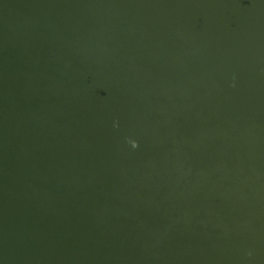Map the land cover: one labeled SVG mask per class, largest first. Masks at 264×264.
I'll return each instance as SVG.
<instances>
[{"label":"water","instance_id":"water-1","mask_svg":"<svg viewBox=\"0 0 264 264\" xmlns=\"http://www.w3.org/2000/svg\"><path fill=\"white\" fill-rule=\"evenodd\" d=\"M0 264H264V0H0Z\"/></svg>","mask_w":264,"mask_h":264},{"label":"clouds","instance_id":"clouds-1","mask_svg":"<svg viewBox=\"0 0 264 264\" xmlns=\"http://www.w3.org/2000/svg\"><path fill=\"white\" fill-rule=\"evenodd\" d=\"M132 147L135 148L136 147V144L134 142H132Z\"/></svg>","mask_w":264,"mask_h":264}]
</instances>
